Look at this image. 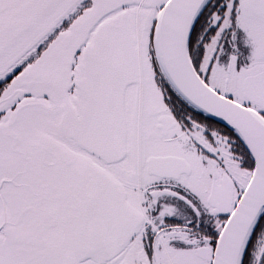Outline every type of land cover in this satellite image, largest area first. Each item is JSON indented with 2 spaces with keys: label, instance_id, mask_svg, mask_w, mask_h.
<instances>
[{
  "label": "snow or ice",
  "instance_id": "obj_1",
  "mask_svg": "<svg viewBox=\"0 0 264 264\" xmlns=\"http://www.w3.org/2000/svg\"><path fill=\"white\" fill-rule=\"evenodd\" d=\"M0 264H264V0H0Z\"/></svg>",
  "mask_w": 264,
  "mask_h": 264
}]
</instances>
